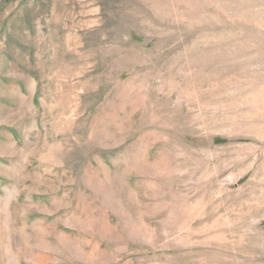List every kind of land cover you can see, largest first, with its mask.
Wrapping results in <instances>:
<instances>
[{"label":"rangeland","instance_id":"obj_1","mask_svg":"<svg viewBox=\"0 0 264 264\" xmlns=\"http://www.w3.org/2000/svg\"><path fill=\"white\" fill-rule=\"evenodd\" d=\"M0 264H264V0H0Z\"/></svg>","mask_w":264,"mask_h":264}]
</instances>
